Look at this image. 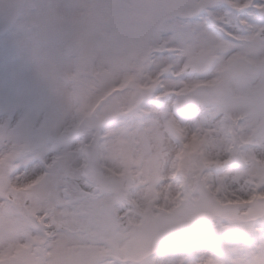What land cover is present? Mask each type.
Returning a JSON list of instances; mask_svg holds the SVG:
<instances>
[{"label":"rangeland","instance_id":"374dc122","mask_svg":"<svg viewBox=\"0 0 264 264\" xmlns=\"http://www.w3.org/2000/svg\"><path fill=\"white\" fill-rule=\"evenodd\" d=\"M142 2L186 5L181 13L186 18L206 8L205 20L222 22L216 11L220 0ZM254 2L259 13L248 11L243 18L250 42L220 39L206 26L210 39L183 48V60L169 67L161 52L164 42L151 43L145 31H137L102 55L85 50L70 66L55 70L62 108L44 158V179L29 183L45 171L44 164L21 159L24 144L0 135V264H264V40L259 36L264 0ZM145 53L142 72L136 57ZM132 64L141 76L86 118L89 129L99 128L88 149L87 176L100 183L102 193L64 206L80 175V153L74 150L79 142L70 145L67 139L79 134L73 116L86 113L97 94L115 86ZM156 73L157 81L162 73V82L155 97L149 83ZM171 101L179 103L178 115ZM232 109L248 114L235 128L226 121ZM184 143L182 175L176 176L173 153ZM59 150L66 159L50 166ZM7 193L15 195L11 204L4 201ZM57 196L62 210L55 229L69 235L42 247L33 237L36 243L26 248L29 209L47 198L56 202ZM120 204L127 206L121 223L113 218Z\"/></svg>","mask_w":264,"mask_h":264},{"label":"snow or ice","instance_id":"6c2138e0","mask_svg":"<svg viewBox=\"0 0 264 264\" xmlns=\"http://www.w3.org/2000/svg\"><path fill=\"white\" fill-rule=\"evenodd\" d=\"M186 7L142 0L0 2V135L9 143L24 144L21 159L44 164L45 171L29 183H39L48 174L44 158L58 132L55 126L62 98L53 85L55 70L70 66L85 50L102 55L137 31H145L151 43L162 41L167 48L201 47L203 39H210L206 36L207 9L200 8L194 17L186 18L181 14ZM215 35L226 40L232 37L226 27ZM16 171L19 174V166ZM58 201V196L56 202L42 201L28 230L35 227L36 236L46 234L62 210ZM51 235L62 238L69 232L58 228Z\"/></svg>","mask_w":264,"mask_h":264},{"label":"bare ground","instance_id":"6f19581e","mask_svg":"<svg viewBox=\"0 0 264 264\" xmlns=\"http://www.w3.org/2000/svg\"><path fill=\"white\" fill-rule=\"evenodd\" d=\"M244 4H246L247 0H242ZM222 26L226 27L230 33H232V36L236 38L245 39L244 32H242V27L239 25L237 19H236V13L232 10H222ZM169 53V52H168ZM168 58L172 61H180L183 60V55L179 53H169ZM116 92H114L111 96H113ZM108 100V99H107ZM101 105H99L100 107ZM98 107V108H99ZM97 108V109H98ZM235 114V113H234ZM236 116L237 115H233ZM6 261V260H5ZM4 261V262H5Z\"/></svg>","mask_w":264,"mask_h":264}]
</instances>
